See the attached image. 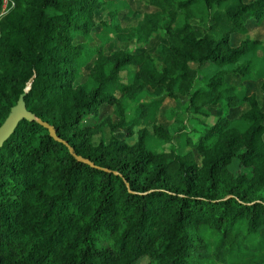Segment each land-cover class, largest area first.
Masks as SVG:
<instances>
[{
    "label": "trees",
    "instance_id": "1",
    "mask_svg": "<svg viewBox=\"0 0 264 264\" xmlns=\"http://www.w3.org/2000/svg\"><path fill=\"white\" fill-rule=\"evenodd\" d=\"M9 1L0 126L29 87L28 110L95 166L18 124L0 149V264H264V106L228 82L263 78L264 93V42L234 39L264 21V0H149L133 26L107 0ZM94 31L98 47L77 42ZM166 98H184L173 128L158 118ZM219 107L192 137L186 117Z\"/></svg>",
    "mask_w": 264,
    "mask_h": 264
},
{
    "label": "rangeland",
    "instance_id": "2",
    "mask_svg": "<svg viewBox=\"0 0 264 264\" xmlns=\"http://www.w3.org/2000/svg\"><path fill=\"white\" fill-rule=\"evenodd\" d=\"M109 1L114 8L119 9V16L121 19V22L124 26H133L138 23V21L143 17L144 12L151 11L154 8L150 5L149 0H107ZM107 11L103 10L101 12H98L97 19L100 20L102 18H106ZM193 23L196 26V21H193ZM197 27V26H196ZM201 33V31H199ZM103 33L101 31H94L89 38H85L82 36L77 37V42L79 43H86L89 47L96 48L98 47L101 42L103 41ZM246 35H250L254 38L259 39L260 41L264 42V22L261 23V25L258 26H252L251 31H248L247 34H239L238 37L235 38V41L237 42V38L239 41H242ZM163 39L161 37H157L155 40H153L152 43L145 46V49H147L149 52L154 53L156 45L161 42ZM238 43V42H237ZM119 47H134V44H120V43H114L110 48H108V52H110L112 49L119 48ZM258 56L263 55V49H259L257 51ZM91 68V63H88L85 65L82 69V82H85L88 78L89 70ZM210 66L205 69V71H209ZM125 76V75H124ZM128 78L125 77V80ZM228 82L236 85H244L245 91L247 95L252 94L253 92H256L259 96V100L264 106V93L261 92V84L263 82L262 79H250L245 81L243 84L240 82L239 78L237 76H230L228 78ZM145 101H151L153 98L146 96L144 98ZM184 98L179 100L178 102L166 98L162 108L160 109V112L158 114L159 121L165 126L169 128H173L174 122L173 119L169 118V112L170 110H176L180 111L181 106L183 103ZM248 105L245 104L244 106H241L239 108H236L232 110L231 117L235 118L237 117L241 112L245 111V108H247ZM212 116L210 117H186V123H187V131L190 132L189 134L192 135L195 139L199 137V132H202L205 125H212L215 122L216 115H219L222 113V109L219 108H211ZM112 113V108L109 107H103L101 112V117L104 118L106 115ZM134 113L133 108L129 109V115H132ZM105 136L106 140L109 139L110 132L108 128H105ZM96 142H99V139L95 140ZM183 142L182 135L178 136L176 138V143L180 144ZM165 148H168L169 145H164ZM189 148L182 149V151H187ZM148 259L144 258L141 262V264H147Z\"/></svg>",
    "mask_w": 264,
    "mask_h": 264
},
{
    "label": "water",
    "instance_id": "3",
    "mask_svg": "<svg viewBox=\"0 0 264 264\" xmlns=\"http://www.w3.org/2000/svg\"><path fill=\"white\" fill-rule=\"evenodd\" d=\"M29 90V87L25 90L23 94L20 95L19 100L16 105H14L7 118L3 122V124L0 126V149L3 147L4 143L10 138V136L15 132L18 124L22 120H28V121H35L46 127L50 135L55 138L56 140L64 143L66 146H68L70 153L80 162L89 164L91 166H95V164L88 158H85L75 152V149L69 145V143L66 140H63L60 138V136L57 134L56 128L49 124L48 122L42 120L40 117H38L35 113L28 110L26 102H25V95L27 91ZM108 170V169H105Z\"/></svg>",
    "mask_w": 264,
    "mask_h": 264
},
{
    "label": "built area",
    "instance_id": "4",
    "mask_svg": "<svg viewBox=\"0 0 264 264\" xmlns=\"http://www.w3.org/2000/svg\"><path fill=\"white\" fill-rule=\"evenodd\" d=\"M12 6H14V3H11L9 0H4L3 9L0 16L6 14Z\"/></svg>",
    "mask_w": 264,
    "mask_h": 264
},
{
    "label": "crops",
    "instance_id": "5",
    "mask_svg": "<svg viewBox=\"0 0 264 264\" xmlns=\"http://www.w3.org/2000/svg\"><path fill=\"white\" fill-rule=\"evenodd\" d=\"M263 22H264V21H263ZM259 25H261V24H259ZM252 26H258V25H256V24H252L251 27H250V29H249V31H251ZM239 34H240V33H239ZM239 34H235V35H234V39H235L236 37H238ZM237 42H238V43H237ZM237 42L235 41L236 44H239L241 41H239L238 38H237Z\"/></svg>",
    "mask_w": 264,
    "mask_h": 264
}]
</instances>
